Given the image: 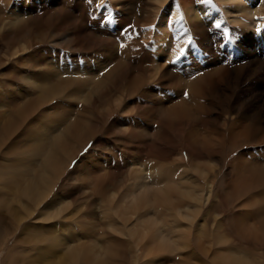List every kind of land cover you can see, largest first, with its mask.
I'll use <instances>...</instances> for the list:
<instances>
[{"label":"rangeland","instance_id":"obj_1","mask_svg":"<svg viewBox=\"0 0 264 264\" xmlns=\"http://www.w3.org/2000/svg\"><path fill=\"white\" fill-rule=\"evenodd\" d=\"M45 1H48L49 5ZM63 1L68 2L65 3L67 8H73L71 6H77L79 3L80 9L71 12L68 8L70 13L64 17L65 19L67 18L66 20L68 21L65 29L66 35L71 34L75 36V34L80 31V24L85 22L84 25L87 27L88 31L85 29L77 36L80 37L83 35L84 37H81V39L92 37L97 44L102 42V45L97 48H92L91 50H86L84 54L80 56L78 55L77 58L72 60V57L76 54L71 48L69 39L64 38V35L62 34H55L52 37L47 36L46 40L37 41L34 44V49L49 50L51 49L52 44H61L62 46L56 47L57 50L54 51V55L51 58L46 59L47 61L39 63L40 65L31 62L30 64L32 66L28 68L26 67L28 64L27 60L21 62L23 64L22 69L27 74L39 76L45 75L43 73L44 68L50 69L52 72L56 69L61 72L60 75L70 79V84L72 86L80 89L79 91L84 94L94 87L100 76L79 80L73 78V74L99 72L102 68L116 63V60H112V57L123 59V50L141 49V47L131 46L130 42L127 40L120 42L117 40V42L114 36H118L129 30H133L135 35H137V32L140 29L146 27L151 28L150 26L154 21L156 25L154 24L153 28L158 27L157 22L160 23L158 16L161 17V15L164 14V11H161L160 9L159 14L156 12L160 7L163 8L165 4L167 5L169 3V0H159L157 3L155 0H146L148 4H145L144 1V7L141 8L138 2L131 3L129 0H118L119 5H116L114 2H109L108 0L102 2L93 0L91 4L88 3V0H58L60 4H62ZM176 1L178 4V0ZM200 1L201 0H192V4H190V8L192 9L190 10L197 11L199 5L204 0ZM25 2L27 5L31 4L32 8L36 6L38 9L40 7L43 9L48 8L49 10L53 8V5H51V2L53 1L49 0H24V3ZM121 4L127 5L128 11L124 10ZM98 5H100V7H97ZM9 8L11 9V7ZM55 8H57V6ZM149 10L155 13L153 19L149 18ZM233 11H235V8L231 6L229 9L230 13L225 14L227 15L225 16L221 13V4L220 6H212L207 12L211 14V25L209 24L208 27L212 26L213 18L220 15L222 17L219 18L218 24L223 27L222 29L224 32H227V36L223 35L224 32L222 29H215L211 34L205 32L209 37L207 40L209 43L207 41H202L198 44L196 39L197 36L191 34L190 44L196 43L194 45V49L196 50L194 51L197 53V50H202L205 46H209L213 53L225 57V59L232 64L228 68L229 75H232L234 72H236L235 74H238L241 72L239 71L241 68H249L246 75L242 76L239 74L238 77H241L242 79H252L258 86V91L255 92L251 90L249 86L243 84V82L238 81L235 86L229 82L223 83L219 87V89H222L223 91L220 90L217 94L228 96L233 103L239 99L244 101L247 99L248 95L257 93V95H260L257 104L253 106H244L237 114H234L231 108L232 104H230L227 110L222 111L227 100L212 94L204 98L202 110H208L212 115L221 114L222 119L214 122L209 128L202 129L196 126L194 122H188L187 118H185L182 122L184 123V131L180 134L179 132L178 134L174 133L173 125L167 129H162V131L149 134L145 132L144 128L140 127L134 129L129 125L130 119L139 117L141 110H136L133 106H130L128 110H124V106H118L117 109L112 112L111 117L106 119L104 123L105 127L103 126L101 129L102 131L99 130L98 133L92 132L90 134L91 138L84 144L85 146L81 148L82 150L68 160L67 169L62 171L60 176H58L53 183L52 188L49 190L50 192H48L46 197L37 204L32 201L30 194H28L30 190L27 193L21 191H24L27 186L33 185L28 176L30 174H35L37 178V171L42 169L44 155L47 152L50 153V151L54 149V144H56L57 150V142H52L50 136L44 131L47 129V126L41 128L43 130L33 138L32 142H27L26 145H24L23 142L22 144H19L21 146L23 145V148L21 149L16 148L18 145L15 140H17L18 136L23 132L22 128H18L11 135L4 137L3 141L0 143V223L2 225L1 229L5 231V234H0V264H70L73 260H76L78 262L77 264H144L145 261L148 259L150 260L153 257L156 259V264H215V262L219 260L221 254V256L224 255L225 257L229 256L230 258H233H229L232 261L244 258L250 260L254 264H264V182L259 179L261 163H257V161L264 159V155L252 156L258 151L264 150V126L252 125L249 122V120L257 118L260 112L264 113V47L260 48L255 43V35H258L259 37L257 39L260 40L262 46H264L262 41L264 39V23L257 29L247 27L242 23L240 24L238 20L233 21L236 18L235 16H237V11L231 13ZM2 15L0 14L4 20L0 18V26L7 25L5 23L12 21L15 18L14 14L12 15L11 11L8 10H4ZM163 17L164 16H162V18ZM19 19L21 20V18ZM181 19L182 17L179 13L177 22H180ZM97 21L98 23H96ZM186 21L187 19L183 21V24H186ZM247 21H249L248 18ZM177 22L174 25L179 27L180 24ZM15 26L17 27V25H13L14 29L16 28ZM258 29L260 30L258 31ZM160 32L163 33L164 29L162 28ZM102 39H110L111 43L106 44L104 41H101ZM150 40L151 39L146 42H150ZM121 45H123V47ZM253 45H255V47ZM189 46L190 45L186 46L183 42L182 47H185L186 51L193 47ZM56 54H59V56L57 57ZM149 54L150 50L148 48V54L146 56L147 60L150 58L148 56ZM193 55L194 52H188L179 60L181 64L183 63L182 66L184 68L182 67V70L184 71V74L189 69H193V64H198L199 57H194ZM65 57H69L71 60L70 64L72 63L71 65H67V67L65 66ZM172 60L173 59L167 62H158L156 64L157 73L152 80L149 79V62L146 65L147 70L144 77H140L136 82H134V78L130 83H127L124 79L107 82L98 92V95H108L112 99L121 97L123 105L135 101L142 102V106L145 108L147 107V104L152 102V100H159V97H162L164 92L168 91L166 85H168L169 82L173 85L171 92H175L176 86L179 85L178 78L183 77L181 75V68L177 67L178 69L176 70H179L180 74H177L174 79L166 80L168 74L171 73L175 65L179 62L172 63ZM15 61L20 62L17 58L12 59L9 62ZM223 62L224 61L222 60L219 63L222 64ZM202 65L203 61L201 63V66ZM234 65H237L236 68H234ZM199 66L200 61L196 68ZM176 70H173L172 72L174 73ZM252 70H257L259 73L248 77ZM206 72L207 71L203 73ZM203 73L197 72L195 74H198L197 76L201 77ZM162 76H164L166 84L161 88L160 81ZM192 77H194V75ZM183 79V83L185 82L186 84L191 77L184 76ZM123 82L125 87H128L127 89L121 87ZM0 83V97L5 101H10L16 107H21L26 112L27 116L26 121L23 123L24 127L28 125L29 119L34 117L38 119L40 116L44 117V115L46 122L52 128L55 127L50 120L53 102L44 101L42 89L45 90V87L32 80H24L19 75L7 78L1 76V73ZM183 88H185V86L182 87V90ZM17 89H21V93L18 94L16 91ZM200 89L201 84H198L197 90L200 91ZM32 103L35 104L34 107L31 106ZM151 105L153 106L152 103H150V106ZM156 109L157 113L155 116L158 117L161 113L159 104L156 105ZM118 119H124L126 121L118 125L114 124L113 121ZM217 123L221 124L220 132ZM153 127L155 126L153 125ZM36 128L37 126L35 125V129ZM35 129L33 133H36ZM200 131L208 133L213 140L214 153L210 156L206 154L209 149L202 147L204 154L206 155L203 156L198 152L193 151L194 154L190 157L191 154L188 153V150L192 151L190 145L198 143L192 142V136L195 135V132ZM222 133L225 134L224 137ZM93 134H95V136L92 138ZM152 136H155L156 138L153 139ZM167 139H170L171 142H169V140L166 142ZM36 142L39 143V146L34 147ZM138 142H144L148 145L157 142H166L164 144H167L166 148L169 149L167 150L165 148V154H168L165 155L167 158H164V156L162 157L164 159H162L158 155V152H153V154L150 152L151 154L149 153V157L139 158L132 149L137 146ZM132 145L134 147H132ZM150 156H154V158ZM137 157L139 159H137ZM242 157L246 159V162L242 161ZM21 160H29V163H32V165L27 163L23 165L20 170H17V173L21 175L20 181L14 183L12 182L13 179L7 174L9 171L5 168L8 167L10 161L19 162ZM110 164H113L112 166L121 165L122 167L120 169L125 171L121 172L125 175L121 177L119 181L120 184L124 183L122 186L123 189L120 186V189L116 190L117 192L115 191L117 194L114 192L118 200L121 199L128 189L126 184L128 183V173H131L130 171H133L137 176L142 177L149 174L147 177L152 179L157 175H162L164 177L174 176L177 172H181L180 170L185 169V167L188 168L185 172L191 173L193 176H196L197 172L202 168V165H207L213 168L212 175L214 176V179L210 198L208 202L203 205L200 214L193 220L192 227L189 231V243L188 245L186 244L183 250L176 251L174 250V244H169L165 249L163 248L164 246L160 248L162 249V251H158L160 254L153 252L156 251L153 248L154 246L156 247V243L154 242H158L160 234H162V238H171L173 236L171 233L169 234V231H171L169 228H161V226L154 228L151 226V229L148 230L147 236L144 239V243H146L145 245L141 246L142 244H140L134 251L129 249L126 246V243L123 245L125 248L123 251H120L121 247L116 249L113 247L114 250L111 252L110 257L107 256L101 248H98L99 246H97L102 244L100 246L105 247V249L108 247L105 238L101 236L102 233L100 231H102V229L96 227L94 228L96 234L91 238H88V242H84L86 239H79L81 241L75 243L81 247L88 244L93 247V252L91 254L92 258L90 261L85 252H79L75 258L70 255L68 251L72 248V244L68 243L69 241L68 238L66 239V234L63 235L62 229L60 228L61 225L57 226V229L60 230V232L58 231V234L56 233L57 235H55V237L59 238L61 242L58 240L50 242H46L43 239L32 240L27 237L22 244L26 243L30 246L23 245L18 248L19 244L14 239L16 235H14L7 227V224L11 225L12 228L16 226V220L13 217L14 212L21 211L26 204L30 205L34 208L32 209V213L35 214L34 216H31L29 218L30 220H27V222L24 221V223L33 222L34 217H38L45 206L50 204L51 201L59 198L58 201H55L56 205L51 209L53 213H56L59 207H62L63 204H65V197L67 196L68 191L77 189L81 194L79 195L80 197L82 195V197H85L92 192L94 186L91 184H85L89 182L90 178L88 177H91L89 171L95 172V175H98V177H103V175L107 176L109 171L106 168ZM131 164L133 165L132 168L130 167L132 166ZM156 168H160L157 173L155 172ZM129 169L131 170L129 171ZM121 173L119 172L120 175H122ZM82 179L85 180L84 183H82ZM93 181L97 182L95 179ZM198 181L202 188H206L203 178L200 177ZM93 194L96 198L98 197L93 191L90 194L93 198H95ZM77 209V205L71 206L68 210L63 211L60 216L62 217L69 212L74 213ZM236 217L242 225L247 227L244 229L239 227L235 221ZM203 223L204 227L201 229L204 230H201L199 225H202ZM218 224H220V227H217ZM66 227L67 226L64 228ZM106 230L110 232L107 228ZM38 231L42 232L41 225L39 224L30 229V234H36ZM79 233L80 232L78 231V234ZM84 237H87V234H84ZM94 242L97 245H94ZM15 245L16 247H14ZM64 247L65 249L67 248V250H65ZM150 248L153 250V253L147 254V249ZM98 249L100 251H97ZM95 250L97 252H95ZM145 256L150 257L146 258Z\"/></svg>","mask_w":264,"mask_h":264},{"label":"bare ground","instance_id":"obj_2","mask_svg":"<svg viewBox=\"0 0 264 264\" xmlns=\"http://www.w3.org/2000/svg\"><path fill=\"white\" fill-rule=\"evenodd\" d=\"M49 1H53L51 2L53 8L50 10L48 8L43 9L41 7L38 9L37 6L32 8V5H27L26 2L24 3V0H0V14L2 15L4 10H8L11 11L12 15L14 14L15 16L14 20L9 21V19V22L5 23L7 25L0 26L1 76L11 78L12 76L19 75L24 80H32L46 88L45 90L42 89L44 101L53 102L50 120L55 126L54 128H52L46 122L45 115L44 117L40 116L38 119L35 117L29 119L28 125L24 127L23 123L26 121V112L21 107H16L10 101H5L0 97V143L3 141L5 136H9L18 128H22L23 132L18 136L17 140H15V142H17L16 144L18 145L16 148L21 149L23 148V145L21 146L19 144H22L23 142V144L26 145L27 142H32L33 138H35V136H37L39 132L43 130L41 128L46 126L47 129L44 131L50 136L52 142H57V150L56 144H54V149H52L50 153L47 152L44 155L42 169L37 171V178L35 174H30L28 176L30 182L33 185L27 186L24 191H21L23 193H27L30 190L28 194H30L32 201L36 204L41 202L46 197L48 192H50L49 190L52 188L55 180L58 178V176H60L62 171L67 169L66 167L68 165V160H70L71 157L75 156L76 153L82 150L81 148L84 147V144L91 138L90 134L92 132L98 133L99 130L103 128L106 119L111 117L112 112L117 109L118 106H124V110H128L130 106H133L136 110H141L139 117L130 119L129 125L134 129L141 127L145 129L147 134H149L162 131V129H167L173 125L174 133L178 134L179 132L180 134L182 131H184V123L182 122L185 118H187L188 122H194L196 126L202 129H207L214 122L220 121L222 119L221 114L212 115L208 110H202L204 98L212 94L227 100L222 111L227 110L230 104H232L231 108L234 114H237L244 106H253L259 102L260 95H257V93L248 95L247 99L244 101L239 99L233 103L228 96L217 94L218 91L222 90L219 89V87L226 82H229L235 86L238 81H241L255 92L258 91V86L252 79H242L241 77H238L239 74L242 76L246 75V72L249 70V68H241L239 70L241 72L238 74H235L236 72L233 71L234 73L229 75L228 68L232 64H230L228 60L225 59V57L218 56L216 53H213L209 46H205V48L202 50H197V53L194 51L196 50L194 49V45L196 43L190 44L189 47H193L188 49L186 54L188 52H194L193 56L199 57L200 66L196 68V66L199 64V61L197 60L198 64H193V69H189L184 74V71L182 70L183 63L181 64L179 61L173 70L181 68V75L183 77L178 78L179 85L176 84L177 86L175 92H171L173 85L170 84L171 82H169V84L166 85V89L168 91H165L162 97H159V100H152V102H150L153 104V106H150L149 103L147 104V107L144 108L142 106V102L137 101L123 105L121 97L112 99L108 95H98V92L107 82L113 80L124 79L127 81V83H130L135 78L134 82H136L140 77L145 76L147 70L146 65L149 62V79H154L157 73L156 64L160 61L167 62L173 59L175 52L178 51L177 45L182 47L183 42L191 38V34L197 36L196 39L198 44H200L202 41H207L209 37L206 35V33L211 34L215 31V29L218 30L223 28L220 24H218L219 18L222 17L220 15L214 17L212 26L208 27L209 24L211 25V14L207 12L212 6H220L221 4V13L224 15L229 14V9L231 6H233L235 11H237V16H235V19L233 18V21L238 20L240 24L242 23L247 27L257 29L264 23V0H201L202 3L199 5L197 11L190 10L192 9L190 8L192 0H178V4L176 0H169L167 5L165 4L163 8L160 7L156 12L159 14L160 9L161 11H164V14L161 15V17L158 16L160 22H157L158 27L153 28V25L155 24L154 21L150 26L151 28L146 27L140 29L137 32V35H135L133 30H129L128 32H124L118 36L113 35L119 42L127 40L130 42L131 46L141 47V49L123 50V56L126 59H116L115 57H112V60H116V63L114 65H108L102 68L99 72L73 74V78L79 80L96 78L100 76L98 77L94 87L85 94L80 92V89L72 86L70 84V79L60 75L61 72L57 71L56 69H54V72H52L50 69L44 68V76L30 75L25 73V71L22 69L23 64L21 62H25L27 60L28 64L26 67L30 68L32 66L30 64L31 62L39 64L41 62L47 61L46 59L51 58L54 55V51L57 50L56 47L62 46L61 44H52V47L49 50L34 49V44L37 41L46 40L47 36L52 37L55 34H62L64 35V38L69 39L71 48L76 54L72 57V60L77 58L78 55L80 56L84 54L86 50H91L92 48H97L102 45V42L97 44L96 41L92 39V37L81 39V37H84L83 35L80 37L77 36L79 33L87 29V27L84 25L85 22L80 24V31H78L75 36L71 35L70 33V35H66L65 29L68 21L66 20L67 18L65 19L64 17L70 13L68 8L71 12H75L76 9H79V3L77 6L70 5L73 8H67L65 4L67 1H63L62 4H60L58 0ZM98 1L102 2L105 0ZM108 1L119 5L118 0ZM144 1L146 4V0H129L131 3L138 2L141 8L144 7ZM155 1L157 3L159 0ZM45 2L48 4V1ZM56 6L57 8H55ZM121 6H123L124 10H127L128 8V6L125 4H121ZM9 7H11V9ZM235 11L231 13H234ZM148 13L149 18L153 19L155 13L151 12V10H149ZM179 13L182 19L180 22H177ZM162 16L164 17L162 18ZM0 18L2 17L0 16ZM19 18H21V20ZM247 18L249 21H247ZM170 19L172 21L171 24H169ZM186 19V24H183V21ZM2 20L4 19L2 18ZM176 22L180 24L179 27L174 25ZM96 23H98V21ZM14 24L17 25V27L15 26V29L13 27ZM216 25H219V28H217ZM162 28L164 29L163 33L160 32ZM222 31L224 32L223 29ZM255 37V43L260 48L264 47L262 46L260 40L257 39L259 36L255 35ZM149 39H151L150 42H146ZM101 41H104L106 44L111 43L110 39H102ZM262 41L264 43V39ZM253 46L255 47V45ZM148 48L150 50V54L148 55L150 58L147 60L146 56L148 54ZM56 56L58 57L59 54H56ZM16 58L20 62H9L10 60ZM222 60L224 62L220 64L219 62ZM65 61L66 67L67 65L72 64H70L71 60L69 57H65ZM181 61L184 62L183 60ZM202 61L203 65L201 66ZM236 66L237 65H234V68H236ZM172 71L168 74V78L166 80H172L177 74H180L179 70L174 71V73ZM205 71L207 72L203 73ZM197 72L203 73L202 76L198 77V74H195ZM256 73L259 72L257 70H252L248 77L255 75ZM193 75L194 77H192ZM184 76L191 77V79H189L186 84L185 82L183 83ZM166 80L164 79V76L161 77V88L166 84ZM198 84H201L200 91L197 90ZM184 86L185 88L182 90V87ZM121 87L123 89L128 88L125 87L124 82L121 84ZM16 91L19 94L22 90L17 89ZM157 104H159L161 108V113L158 117L155 116L157 113ZM31 106L34 107L35 104L32 103ZM262 113L260 112L257 118L249 120V122L252 125L264 126V113ZM124 121L126 120L118 119L113 121V123L118 125ZM35 125L37 126L36 129ZM153 125L156 128L153 127ZM217 127L220 132L221 124L217 123ZM34 129L36 130V133H33ZM222 135L223 137L225 136L224 133H222ZM93 136H95V134L92 135V138ZM152 137L153 139L156 138L155 136ZM192 138V142L198 143L190 145L192 148V151L188 150V153L191 154L190 157H192V154H194L193 151H196L203 156L206 154L210 156L213 155L214 142L208 133L202 131L195 132V135L192 136ZM168 140L171 142L170 139H167L166 142H168ZM166 142H157L154 144L151 143L152 145H148L144 142H138L137 146L134 147L132 145V147H134L132 149L136 153V156H139V158L149 157L148 155L150 152H152V154L153 152H158V155L162 158L165 155H168L165 154V148L167 147V144L165 145L164 143ZM37 146H39L38 142H36L34 147ZM202 147L209 149L207 150L206 154H204ZM263 155L264 150L258 151L252 156L255 157ZM150 157L154 158V156ZM139 158L137 157V159ZM164 158H167V156ZM242 161L246 162V159L242 157ZM27 163L30 164L29 160H21L19 162L10 161V164H8V167L5 169L9 171L7 174H9L10 178L13 179L12 182L15 183L20 181L21 175L17 173V170H20L23 165ZM257 163H261V168L259 169V179L264 182V159L257 161ZM30 165H32V163ZM112 165L110 164L106 168L109 171L107 176L103 175V177H98V175H95V172L89 171L91 177H88L90 178L89 182L86 181L87 183L85 184H91L94 186L92 192L94 191V193L97 194L98 199L94 194L93 195L95 198L90 195L92 192L85 197H82L83 195L80 197L79 195L81 194L79 190L72 189L68 191L67 196L65 197V204H63L62 207H59L56 213H53L51 209L56 205L55 201H58L59 198L51 201L50 204L45 206L44 209H42L41 214L38 217H34L33 222L24 223V221L27 222V220H30L29 218L35 214L32 213V209L34 208L30 205L26 204L24 205V209L19 212H14L13 217L16 220V226L12 228L11 225L7 224V227L13 232L14 235H16L14 239L19 244L18 248L22 247L23 245L28 247L30 246L26 243L23 245L21 244V242H24L27 237L32 240L43 239L46 242L53 240L60 241L59 238L55 237V235L58 234V231L60 232V230L57 229V226L61 225L60 228L62 229L63 235L66 234V239L68 238L69 241L68 243L72 244V248H70L68 251L70 255L75 258L79 252H85L87 254L88 260L90 261L92 258L91 254L93 252V247L89 244L81 247L75 243L81 241L79 239H86L84 242H88V238H91L96 234L94 232V228L96 227L102 229V231L99 229L98 230L102 233L101 236L105 238L108 247L105 249V247L100 246L102 244L97 245L95 242V244H93L99 246L98 248H101V250L110 257L111 252H113V250L116 248L121 247L120 251H123L125 249L123 247L125 243L127 244L126 246L133 251L140 244H142L141 246L145 245L146 243H144V239L147 236L148 230L151 229V226L153 228L161 226V228H169L171 230L169 231V234L171 233L173 236L171 238H162V234H160L158 242H154L156 243V247H153L157 252L150 248L147 249V254H151L153 252L160 254V252H158L162 251L160 248L164 246L163 248L165 249V247H168L167 245L169 244H174V250L176 251L181 249L183 250L186 244L188 245L189 243V231L192 227L193 220L200 214L203 205L206 204L210 198L214 179V176L212 175L213 168L207 165H202L200 170L197 169L199 171L197 172L196 176H193L191 173L185 172L186 169L188 170V168L185 167V169L180 170L181 172H177L178 174L176 173L174 176L164 177L162 175H157L152 179L147 177L149 174L143 177L137 176L133 171H130L131 169H129L131 173H128V183L126 184L128 189L121 199L118 200L116 197V190L120 189V186L122 188L124 185V183L120 184L119 181L120 178L125 175L121 172L125 171L120 169L122 167L121 165ZM130 167L132 168L133 165ZM159 169L160 168H156L155 172L157 173ZM119 172L122 175H120ZM200 177L203 178L206 188H202L199 185L198 179ZM94 179L97 182H94ZM82 180V183H84L85 180ZM74 205L78 206L77 211L74 213L69 212L62 217L60 216L63 211L68 210ZM38 224L41 225L42 232L38 231L36 234H30V229L36 227ZM65 226L67 227L64 228ZM1 227L2 225L0 223V234L3 235L5 234V231H3ZM202 227H204V223L199 225L200 229ZM106 228L110 230V232H108ZM78 231L80 232L79 234ZM111 231L117 236L113 235ZM84 234H87V237H84ZM14 247H16V245ZM65 250H67V248ZM97 251L100 250L98 249ZM97 251L95 250V252ZM220 256L219 260H217L215 264H246L242 259L232 261L230 259L233 258H230L229 256ZM77 263L78 262L76 260H73L70 264ZM144 264H156L155 257L151 258L150 260L148 259L144 262Z\"/></svg>","mask_w":264,"mask_h":264},{"label":"snow or ice","instance_id":"obj_3","mask_svg":"<svg viewBox=\"0 0 264 264\" xmlns=\"http://www.w3.org/2000/svg\"><path fill=\"white\" fill-rule=\"evenodd\" d=\"M93 0H88V3H92ZM97 7H100V5H98ZM172 21L171 19L169 20V24H171ZM217 28H219V25H216ZM260 29H258L259 31ZM223 35L227 36V32L225 31L223 33ZM190 39L189 40H185L184 44L185 45H190ZM123 47V45H121ZM177 49L178 51L175 52V56L173 57V60L171 61L172 63H176L177 61H179L185 54H186V48L185 47H180L179 45H177ZM187 95V94H186Z\"/></svg>","mask_w":264,"mask_h":264},{"label":"crops","instance_id":"obj_4","mask_svg":"<svg viewBox=\"0 0 264 264\" xmlns=\"http://www.w3.org/2000/svg\"><path fill=\"white\" fill-rule=\"evenodd\" d=\"M235 221H236V224H237L239 227H241L242 229H244V228L247 227V226L242 225V224L240 223V221L238 220L237 217L235 218ZM263 223H264V220H263ZM219 225H220V224H218L217 227H220ZM21 244H22V242H21ZM22 245H23V244H22ZM242 260H243L246 264H254V263H252L250 260H246V259H244V258H242Z\"/></svg>","mask_w":264,"mask_h":264}]
</instances>
